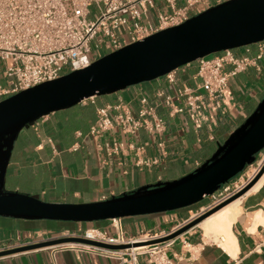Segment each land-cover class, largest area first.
Segmentation results:
<instances>
[{"label": "crops", "instance_id": "1", "mask_svg": "<svg viewBox=\"0 0 264 264\" xmlns=\"http://www.w3.org/2000/svg\"><path fill=\"white\" fill-rule=\"evenodd\" d=\"M227 0H207L208 9ZM183 0H176V6ZM169 13L163 0H156L148 10L150 21L156 13ZM254 51L255 48H250ZM236 56L242 54L234 52ZM197 63H191L176 72L178 87H196ZM238 84H231L226 91L223 111L211 107L197 115L186 113L170 118L160 110L166 122L165 148L167 158L150 168L137 167L130 152L110 154L105 145L111 144L108 134L95 139L89 128L96 119V108L123 101L137 110V98L141 91L151 93L156 89H169L162 80L137 85L95 98V104L85 103L55 112L22 129L14 142L5 172L4 183L12 193L36 197L53 204H89L118 198L144 186L172 181L202 165L217 150L219 140L225 139L246 118L248 110L255 108L264 95L262 74L253 69L239 75ZM132 141V140H131ZM134 143L143 145L148 156L155 155L153 139L144 131L138 132ZM209 159V158H208ZM196 205L187 212H167L121 219L122 227L129 236L143 232L169 231L173 226L188 219L201 207ZM110 230L109 220L94 223H72L47 220H22L0 217V252L58 239L66 233L79 234L87 229ZM233 247L230 252L219 246L199 245L202 231L194 228L185 235L195 248L193 264H264V179L253 192L243 195L237 216L231 227ZM222 239V237H220ZM203 241L207 243L203 237ZM199 245V246H198ZM170 259L184 264L188 254L179 242L170 249ZM142 264H146L141 260ZM0 264H117L94 252L72 250L65 246H47L35 250L0 257Z\"/></svg>", "mask_w": 264, "mask_h": 264}, {"label": "built area", "instance_id": "2", "mask_svg": "<svg viewBox=\"0 0 264 264\" xmlns=\"http://www.w3.org/2000/svg\"><path fill=\"white\" fill-rule=\"evenodd\" d=\"M155 1L0 0V102L71 72L86 69L99 59L100 51L108 55L160 31L179 26L207 10L200 8L208 4L207 0H183V4L177 7L176 0H163L170 12H157L156 20L150 21L148 10L154 7ZM91 7H95L96 12L92 13ZM254 48L251 51L250 47H245L246 55L241 57L236 56L233 50H226L197 60L199 85L196 87H178L177 70L156 79L162 80L171 90L141 91L135 114L131 106L121 100L114 105L98 106L96 119L89 128L90 136L99 139L108 134L111 144L105 145L107 151L112 155L130 152L137 167L159 165L168 156L164 138L166 122L160 110H165L170 118L186 113L201 114L210 107L221 113L231 79L249 69L261 76L264 41L255 44ZM95 98L83 100L80 104H95ZM140 131L153 139L155 155L148 156L143 145L134 143ZM257 156L259 160L256 157L253 164L209 196L207 206L169 231L129 236L123 230L121 219H111L109 231L91 228L79 234L66 233L60 238H82L103 245L125 246L124 249H102L83 244L62 246L94 252L117 264H142L141 260L146 264H176L168 253L178 241L188 254L184 264H193L196 252L185 237L188 232L174 239L158 241L245 188L264 164V150ZM206 244L219 246L213 241L204 242L202 236L199 245Z\"/></svg>", "mask_w": 264, "mask_h": 264}, {"label": "water", "instance_id": "3", "mask_svg": "<svg viewBox=\"0 0 264 264\" xmlns=\"http://www.w3.org/2000/svg\"><path fill=\"white\" fill-rule=\"evenodd\" d=\"M264 41V0H227L183 24L160 31L94 61L84 70L22 91L0 102V217L94 223L174 212L198 204L253 164L264 150V97L255 110L228 136L215 153L190 174L169 182L144 186L118 198L89 204H53L20 193L5 192V172L18 133L55 112L129 87L148 83L199 59ZM240 192L158 242L174 239L195 228L235 199ZM83 244L124 249L82 238L62 237L4 250L0 257L47 246Z\"/></svg>", "mask_w": 264, "mask_h": 264}, {"label": "bare ground", "instance_id": "4", "mask_svg": "<svg viewBox=\"0 0 264 264\" xmlns=\"http://www.w3.org/2000/svg\"><path fill=\"white\" fill-rule=\"evenodd\" d=\"M263 179L264 175L244 194V196L255 191L260 186ZM240 200L241 197L235 199L198 224L200 230L202 231L203 237L206 240L213 237H218L221 241L219 245L228 252H230L233 247V241L230 235V227L237 216ZM220 237H222V239Z\"/></svg>", "mask_w": 264, "mask_h": 264}, {"label": "rangeland", "instance_id": "5", "mask_svg": "<svg viewBox=\"0 0 264 264\" xmlns=\"http://www.w3.org/2000/svg\"><path fill=\"white\" fill-rule=\"evenodd\" d=\"M91 11H92V13L96 12V11H95V7H91ZM254 46H255V44H254V45L247 46V47L252 48V47H254ZM233 51H234V52H239V53H241L242 55H246V54H245V47L238 48V49H235V50H233ZM98 54H99V55H98V56H99L98 58H101V57H102L103 55H105L106 53L100 51ZM212 56H213V55H210V56H208V57H212ZM181 68H182V67H181ZM181 68H178L177 71L180 70ZM239 77H240V76H237V77L231 79V84H233V85L238 84ZM263 77H264V61H263ZM144 84H146V83H142V84H139V85H144ZM131 88H132V87H129V88L123 90V91L129 90V89H131ZM102 97H104V96H102ZM263 97H264V95L260 96L259 100L261 101ZM96 98H101V97H96ZM260 101H259V102H260ZM78 105H80V104H78ZM78 105H77V106H78ZM236 128H237V127H236ZM227 138H228V136H227L225 139H221V140H219L218 144H219V145H222V144L224 143V141H225ZM214 153H215V152H214ZM212 155H213V153L210 154V156H209L208 158H210ZM257 157H258V156H257ZM208 158H207V159H208ZM258 160H259V157H258ZM188 174H190V173H186V174H184V175H182V176H180V177H178V178H176V179H174V180L180 179V178H182V177H184V176H186V175H188ZM172 181H173V180H172ZM168 182H169V181H168ZM3 190H4L5 192H11L8 183H6V182L4 183V188H3ZM11 193H12V192H11ZM207 201H209V197H205L202 201H200V202H199L198 204H196V205L204 204V203H206ZM196 205H193V206H190V207H187V208H183V209H179V210L174 211V212H187L188 209L193 208V207H195ZM174 212H171V213H174ZM129 218H131V217H129ZM100 222H101V221H100ZM217 238H218V237H213V238L207 239L206 241H207V242H209V241H217Z\"/></svg>", "mask_w": 264, "mask_h": 264}, {"label": "trees", "instance_id": "6", "mask_svg": "<svg viewBox=\"0 0 264 264\" xmlns=\"http://www.w3.org/2000/svg\"><path fill=\"white\" fill-rule=\"evenodd\" d=\"M257 107V105L255 106V108ZM255 108L251 109V110H248V114H247V117L255 110Z\"/></svg>", "mask_w": 264, "mask_h": 264}, {"label": "flooded vegetation", "instance_id": "7", "mask_svg": "<svg viewBox=\"0 0 264 264\" xmlns=\"http://www.w3.org/2000/svg\"><path fill=\"white\" fill-rule=\"evenodd\" d=\"M257 157V156H256Z\"/></svg>", "mask_w": 264, "mask_h": 264}]
</instances>
